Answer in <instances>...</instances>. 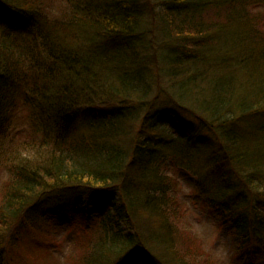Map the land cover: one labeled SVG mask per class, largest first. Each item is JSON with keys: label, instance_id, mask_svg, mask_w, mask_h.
<instances>
[{"label": "trees", "instance_id": "16d2710c", "mask_svg": "<svg viewBox=\"0 0 264 264\" xmlns=\"http://www.w3.org/2000/svg\"><path fill=\"white\" fill-rule=\"evenodd\" d=\"M169 1L174 15L154 18L147 0H64L70 15L52 21L46 0H0V264L57 219L95 234L85 264L216 262L177 248V217L225 230L232 264H264L260 8L226 0L234 15L216 23L230 24L203 41L182 8L222 0ZM160 96L182 117L155 110Z\"/></svg>", "mask_w": 264, "mask_h": 264}, {"label": "rangeland", "instance_id": "374dc122", "mask_svg": "<svg viewBox=\"0 0 264 264\" xmlns=\"http://www.w3.org/2000/svg\"><path fill=\"white\" fill-rule=\"evenodd\" d=\"M63 1L64 0H46L45 3L50 2L51 7L53 8H51V10L47 12H44V10H42V12L46 13L49 17H51L52 21H61L64 19L66 20L71 12L67 4ZM95 1L96 0H92V2ZM256 1H262L263 3H256ZM89 2H91V0H89ZM27 3L31 6L32 9L38 8L32 2ZM189 3L193 4V1L190 0ZM145 4H143L142 7L145 6L148 10H150V12L153 14L152 17L154 18H156L155 15L165 16L166 14L170 17L174 15V13L172 12L173 3H171V1L169 0H147V3ZM255 5L259 6L260 8L256 11V18L259 22H261V28L264 30V0H254L253 7ZM231 7L232 9H235V4L231 6L229 1L227 2L226 0H222L218 3L208 1L207 3L203 4H193L190 6L183 7L182 10L184 11V14H182L179 18H184L188 22L194 20L200 22V25H198V27L200 28L199 34H201V36H195V34H190L189 37H195V39L197 40L204 38L203 41H205L210 39L216 27H220L221 25L225 24H230L229 22H225L224 24L220 25L216 23V21L220 20V18L223 20L226 19V21H231V18L234 15V13L230 9ZM223 10H226L228 12L226 15L227 18H224ZM140 19L143 22L148 20L145 12ZM204 19H209L211 22H209V20L205 21ZM219 22L221 23V20ZM214 25H216V27ZM137 27H139V25ZM161 29V25L157 22L156 30ZM211 40L213 41V45L215 48L216 44H218V41L216 38L213 37ZM174 42L184 44L182 41L179 40H174ZM86 44L89 45V43ZM184 47L185 50L188 51L190 46L187 45ZM228 50L230 49L225 50L224 48L222 50V53L225 56V62H229V65H231L233 58L230 55L225 54ZM184 53L186 54L187 52ZM221 56L222 55H219L217 59L219 60ZM234 56L237 57V55ZM155 110H167L175 113L176 115L181 116L180 112L164 96H160L157 99ZM189 121L191 122V120ZM18 126L19 125L14 124V127ZM3 157L5 158V160L9 159L6 155H3ZM7 180L8 177L6 175V172L0 169V208L3 199L7 195H5L9 185ZM182 191L183 192L180 195H189L192 193L193 190L192 188L186 189L184 187ZM68 196H70L71 199L75 196V194L68 193L67 196H64L65 199H68ZM262 206L264 208V203H262ZM89 207L90 211L96 212L97 209L91 203H89ZM191 210L192 214H194L193 217L195 218L194 220H192V223H195L196 220H201L205 218V215H202L203 213H200V211L196 208H192ZM57 222L60 223V225H58L57 227L61 228V231H57L56 234L53 232L49 233L48 235L38 225L37 227H40V229L38 228L40 230L38 231L39 233L32 232L33 229H29V231L26 232L24 235L25 238H22L21 240H15L14 245H10V249H8L7 260L5 264H85L84 249L86 244L89 243V241L94 237L95 234H93L92 237L91 234L88 236L91 231L88 232L87 229L83 230L84 226L81 224V222H79V220H75V228L65 226L63 220L57 219ZM175 227L178 229L176 234V237L178 238V249V243L183 242L189 251L193 253L202 254L203 256H210L211 258H213L214 261H216L209 264H229V262L231 263L232 252L229 250L230 245H226L227 240L224 237L225 230H220L219 228L213 226L212 221H201L199 224H195L194 226L191 225L189 229V225L186 224V221L180 220V218L177 217L175 220ZM198 239H201L202 241L198 243ZM195 262L193 261L190 263L197 264V262ZM94 264L97 263L94 262Z\"/></svg>", "mask_w": 264, "mask_h": 264}]
</instances>
